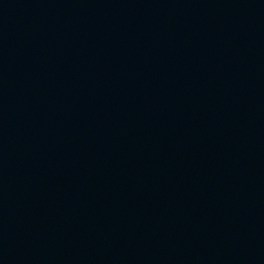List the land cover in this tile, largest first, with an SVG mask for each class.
<instances>
[{"label": "water", "instance_id": "1", "mask_svg": "<svg viewBox=\"0 0 264 264\" xmlns=\"http://www.w3.org/2000/svg\"><path fill=\"white\" fill-rule=\"evenodd\" d=\"M0 264H264V0H0Z\"/></svg>", "mask_w": 264, "mask_h": 264}]
</instances>
